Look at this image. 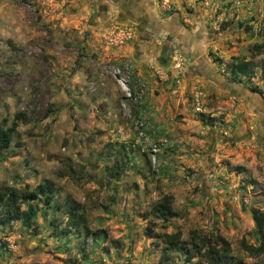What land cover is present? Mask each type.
Here are the masks:
<instances>
[{"label":"rangeland","instance_id":"374dc122","mask_svg":"<svg viewBox=\"0 0 264 264\" xmlns=\"http://www.w3.org/2000/svg\"><path fill=\"white\" fill-rule=\"evenodd\" d=\"M119 1L138 26L106 0H0V188L52 189L30 227L0 224V264H227L202 236L264 264L240 247L264 215V128L244 101L264 103V0Z\"/></svg>","mask_w":264,"mask_h":264},{"label":"trees","instance_id":"16d2710c","mask_svg":"<svg viewBox=\"0 0 264 264\" xmlns=\"http://www.w3.org/2000/svg\"><path fill=\"white\" fill-rule=\"evenodd\" d=\"M253 53L261 50L260 44H252L250 47ZM15 126V121H12L9 127H0V154L3 148L8 146L11 135ZM52 189L46 183H38L32 189H19L15 187H1L0 188V224H8L11 221L17 220L24 227H30L33 221L35 207L32 200L42 197V202L47 205L51 199ZM170 195L163 194L159 202L155 206V211L160 217L167 219L175 216V212L170 207ZM21 205L24 207L21 208ZM66 211V226L78 229L79 225L84 226V218L81 214L75 211V204L68 202L62 206ZM252 218L256 225L257 231L260 233L257 244H247L243 240L240 241L241 249L249 256H258L264 251V215L261 213L252 212ZM65 230V229H64ZM65 232V231H64ZM180 238V232L174 231L165 235V244L168 248H175ZM210 237L202 236L200 243L205 247V252L208 253L210 262L214 263L216 260H225L227 264H245L242 260L233 258L229 252L228 243L221 237H217L213 242ZM213 243V244H212ZM219 244V247H216ZM160 261H165L161 257ZM216 261V262H217Z\"/></svg>","mask_w":264,"mask_h":264},{"label":"flooded vegetation","instance_id":"af4514ba","mask_svg":"<svg viewBox=\"0 0 264 264\" xmlns=\"http://www.w3.org/2000/svg\"><path fill=\"white\" fill-rule=\"evenodd\" d=\"M108 2V4H113L115 6H118V9L122 12H127L129 13V16L128 18L132 19L133 20V23L138 26L140 24V21H137V19H135V15L133 13H130V8L126 5H123V2L122 1H119V0H106ZM147 24V23H146ZM145 24V28H143L142 30H144L145 32H148V33H152V35H155V34H158L160 32L162 33H167V30L162 26V25H155L153 24L152 26L148 25L146 26ZM165 43L168 42L169 44V39L168 37H165V40H164ZM176 45H178L176 43ZM178 47V46H177ZM244 101H246V105H250V109L253 111L254 115H256L259 119V122H260V127L264 128V103L262 102H259V101H253L250 103L248 102V100L246 98H244Z\"/></svg>","mask_w":264,"mask_h":264},{"label":"built area","instance_id":"2783aa9c","mask_svg":"<svg viewBox=\"0 0 264 264\" xmlns=\"http://www.w3.org/2000/svg\"><path fill=\"white\" fill-rule=\"evenodd\" d=\"M112 76L115 79V81L118 83L119 88H120L121 92L123 93L124 97L126 99H130L131 98V92H130L129 86H128L127 75L123 74L122 72L119 71V69L115 68V69H112ZM152 151H155V149L153 148Z\"/></svg>","mask_w":264,"mask_h":264},{"label":"water","instance_id":"95a60500","mask_svg":"<svg viewBox=\"0 0 264 264\" xmlns=\"http://www.w3.org/2000/svg\"><path fill=\"white\" fill-rule=\"evenodd\" d=\"M222 85H223V83H222Z\"/></svg>","mask_w":264,"mask_h":264}]
</instances>
